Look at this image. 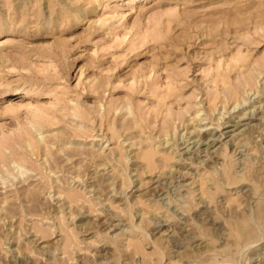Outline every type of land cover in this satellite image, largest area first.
I'll list each match as a JSON object with an SVG mask.
<instances>
[{
  "label": "rangeland",
  "instance_id": "obj_1",
  "mask_svg": "<svg viewBox=\"0 0 264 264\" xmlns=\"http://www.w3.org/2000/svg\"><path fill=\"white\" fill-rule=\"evenodd\" d=\"M262 123L264 0H0V264H264Z\"/></svg>",
  "mask_w": 264,
  "mask_h": 264
},
{
  "label": "bare ground",
  "instance_id": "obj_2",
  "mask_svg": "<svg viewBox=\"0 0 264 264\" xmlns=\"http://www.w3.org/2000/svg\"><path fill=\"white\" fill-rule=\"evenodd\" d=\"M221 117L220 118H218L216 121L220 124V125H218L217 127L218 128H220L221 126H222V124L225 126L226 125V129L227 128H231V130H228L227 132H225V133H220V136H224V135H226V134H229V133H231L232 134V136L231 137H233L234 138V132L235 131H238V129L239 128H242V127H245L246 129L248 128L249 129V125H250V123L253 121V120H255V118L253 117V115L252 114H247V113H243V114H241V116L240 117H237V121L235 122V121H224V117H223V115H220ZM231 120V119H230ZM234 120V119H233ZM201 121H203L202 119L201 120H199V122H201ZM230 122H233V124H229ZM241 123H243V124H241ZM263 124V123H262ZM264 125V124H263ZM209 130V129H208ZM211 130V129H210ZM201 130L199 131H195V130H193V131H190L189 133L186 131L185 133L187 134V135H194V136H197V137H199V138H201V137H203V135L204 134H201ZM215 132H217V131H215ZM241 132H243V131H241ZM183 140V139H182ZM211 143H209V144H203V143H199V140L198 141H196L194 144L195 145H197V146H205V149L207 150V149H209V146H212L215 142H217V141H214V140H209ZM166 142V141H165ZM164 142V143H165ZM213 143V144H212ZM166 144H167V142H166ZM211 144V145H210ZM188 151V150H187ZM205 150H202V151H200V153H202V152H204ZM208 152V151H207ZM206 153V152H205ZM215 153V152H214ZM208 155V154H207ZM209 156H210V154H209ZM208 157V156H207ZM211 157V156H210Z\"/></svg>",
  "mask_w": 264,
  "mask_h": 264
}]
</instances>
